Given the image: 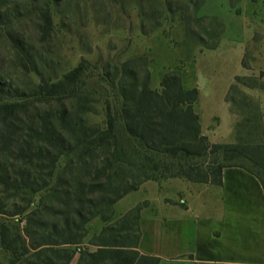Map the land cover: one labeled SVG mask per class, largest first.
<instances>
[{"label":"trees","instance_id":"1","mask_svg":"<svg viewBox=\"0 0 264 264\" xmlns=\"http://www.w3.org/2000/svg\"><path fill=\"white\" fill-rule=\"evenodd\" d=\"M54 2L44 0L24 14L34 21L37 43L49 47L40 54L18 28L22 0H0V30L23 75L19 87L0 73V247L8 264H69L75 253L76 264H157V257L138 251L141 205L113 218L115 202L147 180L220 186L222 168L238 166L264 192L261 112L239 88L250 87L249 77L236 76L230 85L242 97H226L236 141L211 143L195 110L196 81L187 86L179 70L164 72L160 89L150 86L145 55L120 62L81 58L59 74L50 60ZM203 2L190 0L187 15L176 9L189 50L216 48L223 29L216 16L194 29L207 18L196 15ZM159 25L152 23L150 31ZM98 105L102 120L91 121ZM95 217L103 226L88 251L80 245Z\"/></svg>","mask_w":264,"mask_h":264},{"label":"rangeland","instance_id":"2","mask_svg":"<svg viewBox=\"0 0 264 264\" xmlns=\"http://www.w3.org/2000/svg\"><path fill=\"white\" fill-rule=\"evenodd\" d=\"M22 2L23 16L27 10L41 6L44 0ZM178 7L184 8L183 15L191 12L190 0H55L52 7L55 34L50 46L53 51L50 60L60 74L74 67L81 58L93 62L102 56L120 62L145 55L151 73L150 86L154 89H160L164 72L179 70L184 73L187 86L196 81L199 96L195 110L200 115L202 132L211 143H233L236 141L233 113L226 97H242L231 90L230 85L235 82L234 76L242 71L239 52L247 31L255 30L253 40L247 45L248 52L252 56L251 48L260 50L256 44L264 29V0H204L196 15L207 18L194 29L200 31L201 27H208V18L216 16L223 23V29L214 49L197 46L189 50L184 45L183 15L176 10ZM32 21L24 15L18 28L37 46L40 54H45L47 47L37 43L38 33ZM154 22L160 25L150 31ZM200 33L204 38L208 37L203 31ZM12 63V49L5 32L0 30V73L8 74L15 85L22 87L23 75ZM246 63L251 60L245 54L243 64ZM261 75L262 72H258L249 76V85L259 87ZM34 79L36 82V77ZM239 88L241 93L259 104L253 95L245 93V87ZM102 117L103 111L98 105V114L90 115L89 119L101 122ZM161 186L164 194L183 199V205L192 204L197 197L199 201L208 198L214 187L182 178L162 180ZM92 237L87 232L80 248L94 251L95 247L89 244ZM78 258L79 253H75L69 264H76ZM8 259V254L0 247V264H8Z\"/></svg>","mask_w":264,"mask_h":264},{"label":"crops","instance_id":"3","mask_svg":"<svg viewBox=\"0 0 264 264\" xmlns=\"http://www.w3.org/2000/svg\"><path fill=\"white\" fill-rule=\"evenodd\" d=\"M254 35L255 30L247 31L239 52L242 71L234 78L262 72L259 87L243 90L257 99L264 129V29L256 44L260 50L251 48V56L247 45ZM245 54L251 60L246 65ZM209 192L210 198L183 205V199L164 194L161 183L147 180L115 202L113 218L141 205L138 251L157 257V264H264V192L259 180L244 168L224 167L221 185ZM102 226L95 217L87 232L94 236Z\"/></svg>","mask_w":264,"mask_h":264}]
</instances>
